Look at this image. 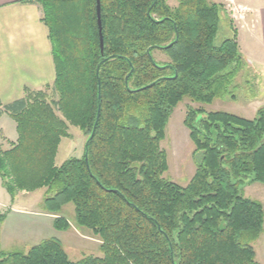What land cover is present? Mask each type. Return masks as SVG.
Here are the masks:
<instances>
[{
  "label": "trees",
  "instance_id": "obj_1",
  "mask_svg": "<svg viewBox=\"0 0 264 264\" xmlns=\"http://www.w3.org/2000/svg\"><path fill=\"white\" fill-rule=\"evenodd\" d=\"M48 29L53 85L3 105L18 139L0 147V177L12 200L45 189L43 209L66 232L98 238L101 257L69 259L48 238L27 253L0 249V264H260L253 242L264 208L243 195L264 184V107L253 119L191 108L184 120L201 160L189 183L163 175L161 148L177 106L212 104L240 67L237 35L215 44L222 6L212 0H32ZM161 51L166 60L156 61ZM236 64L232 71L224 73ZM86 136L80 158L56 157L69 127ZM5 216L0 215V229Z\"/></svg>",
  "mask_w": 264,
  "mask_h": 264
},
{
  "label": "rangeland",
  "instance_id": "obj_2",
  "mask_svg": "<svg viewBox=\"0 0 264 264\" xmlns=\"http://www.w3.org/2000/svg\"><path fill=\"white\" fill-rule=\"evenodd\" d=\"M212 1L222 6L215 44L220 45L236 34L237 39L238 36L240 39V53L244 59L227 95L216 98L212 104L204 105L185 99L170 117L166 127V137L161 142V148L167 153L169 165L168 171L163 176L183 186L189 183L201 160V154L195 152L189 130L184 124L189 107L202 108L207 112L224 111L247 119H253L258 109L264 107V50L260 41L256 40L255 34L251 32L255 29L254 15L258 10L264 11V0ZM167 2L170 6L178 4L177 0H167ZM154 58L158 62L167 59L161 51L154 52ZM235 65L228 67L224 73L232 71ZM69 133L71 137L64 138L60 144L56 157L57 165H61L70 158H80L83 155L86 136L75 126L69 127ZM40 193V191L35 192L31 198L40 197ZM243 195L260 202L264 208V184L253 183L245 186ZM28 206L32 208L35 203H28ZM4 214L1 211L0 215ZM61 216L70 222L71 228L66 232L55 230L53 236L62 242L71 261L78 262L89 256L101 257L103 255L99 239L76 226L75 206L72 203L64 207ZM35 244L16 242L5 247L0 243V249L3 248L5 252L27 253ZM253 247L256 252V260L260 264H264V230L253 242Z\"/></svg>",
  "mask_w": 264,
  "mask_h": 264
},
{
  "label": "crops",
  "instance_id": "obj_3",
  "mask_svg": "<svg viewBox=\"0 0 264 264\" xmlns=\"http://www.w3.org/2000/svg\"><path fill=\"white\" fill-rule=\"evenodd\" d=\"M254 16L255 29L251 32L264 50V11L258 10ZM41 18V8L32 0H0V101L3 105L43 91L55 81L48 29ZM17 139L15 121L3 113L0 117V147L9 149ZM37 191L41 192L40 197L32 199ZM37 191L19 192L12 200L0 177V214L1 211L5 213L0 229L2 246L16 242L37 245L54 238L56 216L43 209L45 190ZM33 202L35 206L30 208L28 203Z\"/></svg>",
  "mask_w": 264,
  "mask_h": 264
},
{
  "label": "water",
  "instance_id": "obj_4",
  "mask_svg": "<svg viewBox=\"0 0 264 264\" xmlns=\"http://www.w3.org/2000/svg\"><path fill=\"white\" fill-rule=\"evenodd\" d=\"M97 14H98V23H99L100 35H101V38H102V21H101V4H100V0H97Z\"/></svg>",
  "mask_w": 264,
  "mask_h": 264
}]
</instances>
